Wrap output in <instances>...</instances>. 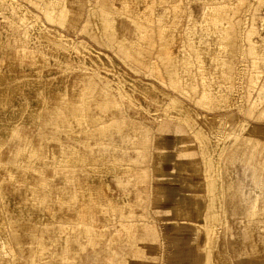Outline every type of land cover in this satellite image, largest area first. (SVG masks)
Returning a JSON list of instances; mask_svg holds the SVG:
<instances>
[{
	"label": "rangeland",
	"instance_id": "obj_1",
	"mask_svg": "<svg viewBox=\"0 0 264 264\" xmlns=\"http://www.w3.org/2000/svg\"><path fill=\"white\" fill-rule=\"evenodd\" d=\"M46 1L0 0V128L12 129L0 130V192L9 220L38 222L51 245L48 264L72 256L76 264H173L192 256L191 264L264 261L261 244L245 243L247 222L264 221V210L248 216L234 193L238 187L248 195L251 169L232 161L241 157L242 141L264 149V91L252 83L260 58L251 42L257 34L250 33L264 37V0L226 1L222 10L224 27L211 42L221 51L207 52L231 67V92L221 104L201 101V82L194 91L172 85L168 74L190 11L198 16L217 5L64 0L72 16L61 22L45 16ZM125 124L146 131V141L139 148L116 144V156L105 154L102 145ZM162 140L166 167L158 157ZM140 150V160L129 159ZM22 169L36 180L11 178ZM29 189L40 195L27 198ZM182 199L188 208L175 209ZM196 201L200 210L191 213L188 204ZM84 229L100 239L97 246L85 243ZM20 239L30 236L21 232Z\"/></svg>",
	"mask_w": 264,
	"mask_h": 264
},
{
	"label": "bare ground",
	"instance_id": "obj_2",
	"mask_svg": "<svg viewBox=\"0 0 264 264\" xmlns=\"http://www.w3.org/2000/svg\"><path fill=\"white\" fill-rule=\"evenodd\" d=\"M194 1L208 2L209 6H217H214V8H204L198 16L193 15V13H191L190 11L185 29V34L187 36L186 41L182 43L178 54H174L173 56L168 57V68L170 69L168 71V74L171 77L172 85L178 86L180 84H188L194 91L197 90L199 82H201V101L205 103L221 104L227 99L231 92L230 88L227 85V82L230 81L229 74L231 72L229 71L231 67L230 65H227L225 63V60H223L222 58L209 56L207 55V52L213 51L216 53H220L221 50L219 48L221 47L217 46L218 48H213L211 42H214V38L219 35L218 31L224 27L222 21L225 16V12H223L222 10L223 8L230 6V4H228L226 1L230 2L232 5L236 3L234 2V0H214L221 2L220 5L215 4L214 2H212V0ZM161 2L165 3L167 1L162 0ZM44 12L45 16L50 21L57 18L61 22H67L70 18V15L72 16L71 12L69 11V7L64 0H47L45 3ZM109 16L110 15L107 16L108 22H111L112 24L114 19ZM168 18L169 16L166 13H163L161 16L162 20H167ZM138 28L142 29L140 25H138ZM176 31L177 26L175 24L172 29L169 30V33L170 35L173 34L174 36ZM250 33H252L253 35L257 34V37H254L251 42L254 45H258L256 47L255 53H257L260 58V60L254 59L253 61L252 67L255 72V79L252 81V83L254 85H261V91H264V37L261 36V33L257 29L250 30ZM134 49L135 45H131L128 51L133 52ZM189 49H191L192 53L194 51V56H191ZM28 58H30V56ZM106 100L107 99L105 98V101ZM108 101L109 100H107V102ZM256 103V101H252L251 99L250 106L252 104V107H255L254 104ZM97 104L98 105L96 106H100V104H103V102L99 103L98 101ZM104 104L106 103L104 102ZM92 110L91 112H93ZM61 112L62 110L58 109H55V111L53 112V114L57 115L59 124H63V114H61ZM88 120L90 122L93 120V116L91 114L88 115ZM47 123H52V121L50 120ZM6 127V125L2 126L0 130H6L9 135H11L10 130L12 129ZM9 135H6L5 133V136L7 138ZM144 141H146V131L141 128H132L128 124H125L124 129L121 132L115 131L114 135L108 136L107 142L104 143L102 141L100 142L101 144H99V146L104 143L102 145L104 153L113 154L116 156V144L128 146L131 148H139L137 147V145L143 144ZM161 143L164 145V148L160 151V155L158 157L160 159L161 166L166 167V164L164 166V162L167 159L165 144L163 140L161 141ZM2 146L3 142L2 140H0V148H2ZM237 150H241V157L239 158L238 156L234 155L232 161L234 163H239L241 166L249 167L251 169V173L249 178L250 188L248 195L245 197V193H243L241 189L236 187L234 192L235 198H237V203L243 207L245 213L248 216H256L260 209L264 210V149H260L258 144L255 142L250 143L242 141V144L237 146ZM97 151H100V149H98ZM136 153L137 156L135 158L129 157V159L140 160L142 158V151H136ZM4 162L5 161L3 159H0V171L5 166ZM27 174L28 172L22 169L18 173H11V178L15 181L23 180L27 177L30 178V180H36L33 174H28L29 176ZM160 179L163 180L162 175H160ZM230 181L232 185L234 184V182H236L235 177L231 174ZM26 191L27 198L29 199H31L33 196L40 195V190L37 189H29ZM65 191H67L66 188ZM1 198L2 195L0 192V264H35L34 262L36 259H41V262L43 264H48L45 259L51 256V245L44 243V237L43 235H41V228L38 222H31L29 220L15 223L11 222V220H9L7 214L5 213L6 210L3 207V199ZM183 202L184 199L178 200L176 205L182 204ZM188 205L190 212H194L195 205L193 203H189ZM186 208L188 207L186 206L184 209ZM247 224L250 227L245 231V243L252 244L251 247H256L255 244L257 243L261 244L262 248H260L258 251L264 254V221L259 218L257 220L248 221ZM251 227H254L256 229ZM62 228H64L65 230H72L65 225H63ZM79 229L81 228H77V230ZM21 232H25L26 234H28L30 236V239L26 241L20 239ZM257 234L258 239L254 240V237ZM86 242H88L89 244L94 243L95 246H97V244H99L100 242V239L96 238V241L93 243L89 242V240H86L85 243ZM80 243L81 242L79 241V246L81 247ZM251 253L253 254V256L254 254H256L254 251ZM75 260L76 259L73 256L67 257L66 262L67 264H76ZM255 260L256 262L253 263L264 264V261L259 257H255Z\"/></svg>",
	"mask_w": 264,
	"mask_h": 264
},
{
	"label": "crops",
	"instance_id": "obj_3",
	"mask_svg": "<svg viewBox=\"0 0 264 264\" xmlns=\"http://www.w3.org/2000/svg\"><path fill=\"white\" fill-rule=\"evenodd\" d=\"M189 203H192V202H189ZM193 204L195 205V208H194V212H192V213H195V212H197V211L200 210V203H198V201H196V202H193ZM182 206H183V204H179V205H175L174 207H175V209H184L186 207V206H184V207H182ZM119 210L122 211L123 208H121ZM183 228L186 229L187 227L184 226ZM84 230L86 231V233H85V240H89V242H91V243L95 242L97 237L96 236L95 237L94 236L92 237V235L89 233V230H87V229H84ZM138 235L139 234H136V232H132V234L130 236H134L135 237V236H138ZM176 238L179 241V236L176 237ZM136 245L138 246V245H140V243L139 244H136ZM137 250H139V248H137ZM140 255H141V252H137V257H139ZM194 262H195V260H194V258L192 256V257H190V260L187 259V260H184V261L182 260L181 261V259L180 260L177 259L176 261H174L173 264H191V263H194Z\"/></svg>",
	"mask_w": 264,
	"mask_h": 264
}]
</instances>
